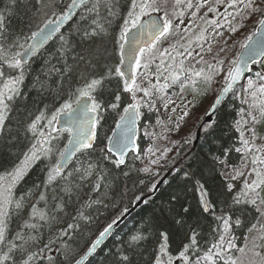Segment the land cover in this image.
Wrapping results in <instances>:
<instances>
[{
	"label": "trees",
	"instance_id": "trees-1",
	"mask_svg": "<svg viewBox=\"0 0 264 264\" xmlns=\"http://www.w3.org/2000/svg\"><path fill=\"white\" fill-rule=\"evenodd\" d=\"M93 2L87 4L24 66L19 95L9 102L8 118L4 131L0 133V176L11 173L38 138L28 128L36 116L44 114L39 130L47 132V120L52 115L65 103H71L73 107L80 98L79 90L92 79H101V85L91 92L94 102L100 105L96 146L90 152L78 154L63 171L62 177L49 183L48 172L59 161V154L69 140L67 132H53L57 137L51 142L53 151L48 157L41 156L35 161L13 188V198L22 206L19 209L13 206L6 218V239L0 245V256L6 253L10 256L5 264H24L30 255L33 256L30 264H73L101 232L130 209L139 196L150 193L154 183L192 148L195 131L192 139L180 147L178 153H172L170 164L158 174L146 173L139 162L144 149L142 139L139 141V154L131 156L124 167H118L114 157L106 151L114 127L127 106L134 102L116 72L121 64L123 41L120 35L131 0H111L115 15L109 16L106 8L101 6L98 17L89 11ZM71 3L72 0H16L13 4L11 0H0V14L7 16L6 37L0 42L5 48L15 44L10 49L12 53L22 51L18 44L27 46L29 37L39 29L42 19H58ZM223 4L218 11L228 5V0ZM231 12L232 8L223 9L221 15ZM211 13L215 14V11L204 14L206 18L199 25L208 28L207 15ZM259 15V19L262 18L261 13ZM249 17H239L240 21L244 19L241 27H247ZM93 18L103 26V30L91 23ZM256 26H252L251 35ZM85 30L89 34H85ZM93 32L96 34L92 35ZM181 43L185 44V41ZM242 46L235 47L234 54ZM0 69L4 71L5 79L19 76V70L10 69L7 65L0 64ZM257 70L258 66L254 67L252 74ZM157 72L153 65L151 85L157 82ZM147 85L151 91L154 90L149 80ZM243 90L246 91L244 85L222 105L215 122L203 129L196 150L157 196L116 231L87 264H168L169 257L171 264L180 260L192 264L211 249L213 243L219 242L223 231V222L218 219L221 215L232 218L231 229L239 248L245 243L252 233L249 229L260 215L251 205L234 203L244 182L229 191L223 171L228 166H238L243 160L250 163L251 155L246 157L236 151L243 148L242 140L246 139L247 133L252 135L254 129L256 137L264 136V117L252 122L249 113L256 115L258 108L249 106L253 102H243L240 96ZM163 94L171 96L166 91ZM136 101L140 102L139 99ZM140 104L141 133L145 121L154 124L158 113H152ZM203 193L207 194L205 197L210 203L209 212H205L202 206ZM33 206L46 214L45 221L32 218ZM236 219L241 221L239 226L234 223ZM29 224L37 227H28ZM17 233L23 239H17ZM193 234L196 236L194 245L191 243ZM11 244L16 247L9 252ZM186 246L187 260L180 256Z\"/></svg>",
	"mask_w": 264,
	"mask_h": 264
},
{
	"label": "snow or ice",
	"instance_id": "snow-or-ice-1",
	"mask_svg": "<svg viewBox=\"0 0 264 264\" xmlns=\"http://www.w3.org/2000/svg\"><path fill=\"white\" fill-rule=\"evenodd\" d=\"M11 2L14 4L16 0H11ZM88 0H72L71 6L68 8V13L70 14L72 12V9L78 6L79 4H86ZM169 3H171V12L169 11ZM216 4H222L224 3V0H215ZM181 5H186L188 9L195 8V12L192 14V21H196V13L199 12L200 8L205 6L204 0H201L200 3L193 4L192 0H131L130 5V11L128 12L127 19L124 22V28L120 35L121 41L127 40V34L131 30V28H138L142 29L145 28V25L141 23V19L144 16L151 17L153 13H161L163 12V16L155 19H150V22L146 25L147 34L151 37V44L148 48L145 47H138L137 49L133 50V59L132 64L135 66V68L138 70L139 68L143 67L146 70L149 68V65L154 62L155 59H160V64L157 66L158 70L163 69L166 72H169V75L164 77L165 83L163 85H160L157 89L158 91L163 92L165 88L168 87V80H171L173 83L180 80L181 74L186 71H191L192 76L195 77H203L205 80H211L212 76L205 75L203 70L200 71H193L191 69H185L184 68V60L181 59L179 61V65L177 67H173V65L176 64V57L170 56L171 63L165 67V61L163 60V56L169 55L168 51L166 49L164 50H157L156 44L159 43L162 39H166L169 36H176L179 37L177 39L176 44H179L180 47H184V44L181 43V41L186 40L189 45L193 42V29L192 27L185 26L184 28H180V25L184 23L183 17L184 12L179 11L177 12L176 9H178ZM103 6L106 8L107 13L109 16L115 15L113 8L114 5H112L111 0H94L92 7L89 9L90 12L94 13L96 17L100 16V8ZM229 8H234L236 11L234 13H230L235 19L236 17H242L247 16L249 13L255 14L257 12L261 13V17L258 20V23L261 27V29H264V0H228ZM210 11H216L214 7L210 8ZM171 17V18H170ZM68 18L67 14H61L58 19L56 20H47L43 27L39 28L37 31L33 32L29 39L33 41V43L28 44L27 47H25L24 44H18V47L20 49H23L22 51H17L15 53H12L10 49L14 46L9 45L8 48H5L4 43L0 42V64L7 65L8 68L19 70V76L16 77H9L5 79V73L2 69H0V133L4 131L5 127V121L8 118V114L10 111L9 102L14 99L15 96L19 95L20 91V85L23 82L24 79V64H25V56L26 54H31V52L35 51L37 47H39L42 43H44L46 40H48L53 33L57 32L60 25L63 23V21ZM6 19L7 16L4 14H0V41H2L6 37L7 28H6ZM87 19L86 17L84 18ZM174 20H178L179 24H174ZM110 22V21H109ZM225 22L229 25L232 23L231 20H228V16H225ZM92 24L96 25L98 28L103 30V26L99 25L97 20L93 18L91 21ZM212 25H215L219 27L220 25L217 24L216 21L211 22ZM131 26V28L129 27ZM197 28H199V32L194 34V39L196 42L199 43L200 47L203 48L205 43H208L210 37L207 35L208 28L202 27L201 25L197 24ZM181 33H188L189 35L184 36L181 35ZM85 34H89L87 30H85ZM92 35H95L96 33H91ZM211 39H215L214 36L211 37ZM244 47H247V45H244ZM172 51L176 52V56H179L180 53L176 51V45H171ZM212 48L211 45H209L207 51L211 52ZM121 51H123V45H121ZM159 51V57H157L156 52ZM187 52V55L189 57L192 56V51L189 49H185ZM148 52L150 55L147 57L143 65L141 64V59L137 57H144L145 53ZM220 63H223L222 61ZM211 67V65H209ZM178 68V70H177ZM116 72L121 77L124 75L123 72H121L120 68L116 69ZM242 74V69L239 66V63L237 61H233V67L227 72V76L224 82V87L222 89L221 95L223 93H227L229 90L232 89L233 85L236 83V81L240 78ZM259 75V74H258ZM264 79V77H262ZM102 80L101 79H92L89 83H87V86L79 90V99H77L76 103L79 105L80 100L84 97H88L89 99H93V103L91 104V111L96 112L99 110L100 105L98 103L94 102V98L91 97V92L94 91L99 85H101ZM183 83V82H182ZM149 84L151 85V81L149 80ZM152 88L156 89V85H151ZM253 82L249 81V88H253ZM256 91L251 92L253 104L251 107L256 108L257 102H258V111L261 117H264V84H260L259 86H255ZM142 91L146 97H151L152 92L149 91L148 88H140L136 84V77L133 75L130 81L126 80L124 82V90L130 93H133L132 99L136 100L135 91ZM259 93V96L257 95ZM117 100H119V96L116 97ZM219 99L215 103H219ZM138 106L139 101H137L136 104H132L129 107L132 109L130 112L129 109H125V114L123 117H121L122 120L127 118L129 121L134 122L136 116L138 115ZM112 107H116V105H112ZM81 109L87 114L89 107L85 103L84 105H81ZM212 111H215V106H213ZM61 113H66L69 116H72V104L71 103H65L63 107L60 109V111L56 112L54 115H52L51 119L47 120V132L40 131L39 128L41 126L42 121L45 119L44 114L41 113L40 115L36 116V118L29 124L28 128L29 131L33 134L34 137H38L35 142L31 145V148L27 153L24 155V159L21 161L19 165L15 167V169L9 173L7 176H0V245H3L5 243L6 239V218L9 216L10 209L14 206L16 209L21 208V203L17 202L13 198V188L16 186V184L23 179L24 175L27 173L28 169L32 166V164L39 160L41 156L48 157L50 153L53 151L52 146V140L56 139V136H53V132H61V131H68L72 132V127L69 126L68 128L64 129H58L54 126V121H57L58 117L61 115ZM209 115L211 113H208ZM187 115V113H185ZM251 120L253 123L257 122V116L252 115ZM89 123L94 122L89 120L87 121ZM69 125L72 124V121H68ZM239 124V122H237ZM245 123H247L245 121ZM243 136V132L241 133ZM252 139H243V148H237V152H242L246 155L251 154L250 164L252 165L251 173L254 174V179L251 180H245L243 183V188L240 191V193L234 198L235 204H244V205H251L255 211L260 215V217L264 218V168H260V165H264V155H260L261 153H264V146L262 147H256L254 140L258 137H256L254 129L252 130ZM89 136L91 139H89ZM95 139V133H88L85 130V122H81L79 125V128L77 130L75 143L73 144L72 141H69L70 144H73L72 151L70 152L67 148L64 149L63 152L59 154L60 159L57 163H55L50 171L48 172V182L51 183L55 181L58 177H62L63 175V164L69 159V157L80 148L84 149H90L92 148V140ZM255 149V151H253ZM111 151V150H110ZM117 165L123 164L124 159L123 155L119 158L118 161H116ZM248 168V164L242 162L241 167L238 169H234L233 173L229 174L231 176V179L235 180L238 177H242L246 175V169ZM146 170V169H145ZM201 188L203 186L201 185ZM227 188L229 191L232 190L233 185L228 184ZM207 194H202V203L204 207V211L210 210V203L207 199H205V196ZM41 199H43V196H41ZM39 218L41 221H45L47 219V216L44 212L39 211L38 209L33 206L32 209V218L36 219ZM223 222V231L221 235L219 236V242L213 243L211 246V249H209L202 257L203 261L206 262V264H218V258L223 260V264H238V260L233 258L232 256H228L225 254V250L228 252H231L233 249L240 252L243 256H247V253L245 252V249H248L249 245L245 244L244 248H237L236 245L233 243L234 236L231 235V228H232V218L230 216H224L221 215L218 217ZM236 226H239L241 224V221L239 219H236L234 221ZM31 228H36V224H29L27 225ZM69 227H72L71 225ZM256 226L254 225L252 228L249 229V232L251 233L253 229ZM111 228V225H109V228L105 229L104 233H101V237H103ZM259 233V235L254 236L251 238V249L252 255L255 257H259V261L255 260H248L247 264H264V255L261 254V252H256L254 249L261 248L264 249V224H261L258 229H256ZM64 235H67L65 232ZM17 239H23L22 235L20 233H17ZM133 239H136L134 237ZM257 241H260V243H257ZM100 243V240L98 239L93 245L90 251H94L96 248V245ZM191 243L194 245L196 243V236L195 234L191 237ZM16 247L15 244H11L8 251L11 252L12 249ZM187 246L185 247V251L181 252L180 256L181 258L187 260V256H185V252H187ZM161 251H164V248L161 247ZM10 259V256L6 253L2 256H0V264H5L6 261ZM33 259V256H28L27 260L24 261V264H30V261ZM127 259V257H125ZM77 264H80L78 261ZM159 264V262H158ZM168 264H171V257H169ZM195 264H200V260H196ZM239 264H243V262H239Z\"/></svg>",
	"mask_w": 264,
	"mask_h": 264
},
{
	"label": "rangeland",
	"instance_id": "rangeland-1",
	"mask_svg": "<svg viewBox=\"0 0 264 264\" xmlns=\"http://www.w3.org/2000/svg\"><path fill=\"white\" fill-rule=\"evenodd\" d=\"M200 2L201 0H192L194 5ZM204 3L205 6L200 8L199 12L196 13L195 22H193L191 19L193 12H195V8L188 9L186 5H181L178 9H176L177 12H184V23L180 25V28L182 29L185 26L190 25L193 29V38L196 31L200 30H197L196 25L201 23V21L206 18V13L211 12V7L216 9L215 14L211 13L207 15L209 21V24H207L209 26L207 35L210 37V39L208 43L204 44L203 48H201L199 43L194 40L191 45H189L187 41L184 40V47L180 48V45L176 44V41L179 39V37L169 36L168 38L162 39L159 43H157L156 49H166L168 51L169 55L163 56L165 64L168 65L171 63L169 59L170 56H175L176 64L173 65V67H177L179 65V61L183 59L185 69H191L193 71L203 70L205 75L212 76L211 80H205L203 77L192 76L191 71H186L181 74L180 80L177 82L173 83L171 80H168V87L165 88L163 92H161L157 89L160 85H163L166 82L164 77L168 76L169 72H166L163 69L158 70L157 68V82L154 84L157 86V88L151 91L149 86H146V82L152 77V66L155 65L157 67L161 62L160 59H155L154 62L149 65L147 70L143 67L139 68L138 70L135 68L136 84L140 88H148L149 91L153 93L151 97H146L142 91H136L134 89L136 99L140 100L145 109H148L152 113H158V119H156V122L151 124L148 123V120H146L143 124L144 126L141 132L140 139H142L144 149L141 158H139V162H141V165L144 167V169H146V173L150 172L152 174H158L161 169H164L170 164L169 161L171 156H173L172 153H178L180 147L185 145L189 139H192L194 131L196 132V127L199 126L202 118L205 117L206 113L210 109V106L217 98L220 89L223 87L227 72L233 67V61H236L238 53L234 54L233 49L235 47L238 48L239 46H242L251 37L252 26L259 24L257 22L260 17V12H257L255 13L256 15L251 13L249 14L250 17L248 18V25L246 28L244 26H240L244 19L241 21L239 17L233 19L229 13L227 15L228 20H234L229 25L225 22V16L227 13L221 15L223 14V9L229 8L228 6H225L218 11L219 7L224 5L223 3L216 4L215 0H204ZM171 7L172 5L169 3L170 12ZM235 11L236 9L232 8L231 13H234ZM153 14L163 16V12ZM202 16H204V18L201 20ZM144 17H142V19ZM212 21H216L220 26L217 27L212 25ZM173 22L174 24H179L178 20H174ZM181 35L187 36L189 34L181 33ZM212 36H214L215 39H211ZM171 45H176V51L180 53L179 56H176V52L172 51ZM209 45H211L212 48L211 52L207 51ZM232 46L233 48H231ZM186 48L192 51L191 57L187 55V52L185 51ZM149 55L150 53L146 52L144 57H140L142 65ZM156 55L159 57V51L156 52ZM221 61L223 63H220ZM209 65H211V67H209ZM262 77H264V61L258 66V70L254 72L244 84L246 91L243 90V92L240 94L243 102L246 100L244 103L253 102L251 92L256 91L255 86H259L260 84L264 83V79H262ZM249 81H252L254 85V87L251 89L249 88ZM165 91L171 93V96L163 94ZM197 93L200 94L199 97L197 96ZM130 95L131 100L133 93H130ZM257 95L259 96V93H257ZM249 106L251 107V105ZM185 113H187V115H185ZM256 116L257 121L261 120L260 118L262 117L260 116L258 109ZM252 138L253 136L247 133L246 139ZM254 143L256 147L264 146V136L256 138ZM253 151H255V149H253ZM260 155H264V153H261ZM242 162L248 164V168L245 170L246 175L238 177L235 180L231 179L229 174L233 173L234 169L240 168ZM242 162L238 166H228L223 170L224 177L228 180L229 184L233 185L232 189L237 187L238 184L244 182L245 180L254 179V174L251 173L252 165L245 160ZM259 167L264 168V165H260ZM261 224H264V218L259 216L258 221L255 224L256 227L248 236L245 243L243 242L240 246V248H244L245 244L249 245L248 249H245L247 256H243L235 249H233L231 252L225 250V254L237 259L238 264L239 262L247 264L248 260L259 261L260 258L253 256L252 251L249 249H251L250 240L252 237L259 235L256 229H258ZM231 235L234 236L232 229ZM234 238L235 239L233 243L237 248H239L236 241L237 238L235 236ZM257 243H260V241H257ZM254 251L261 252V254L264 255V249L258 247L254 249ZM205 253L206 252H204L203 255ZM203 255L196 259L200 260V264H206V262L202 259ZM196 260H194L192 264H195ZM218 264H223V260L218 258Z\"/></svg>",
	"mask_w": 264,
	"mask_h": 264
},
{
	"label": "water",
	"instance_id": "water-1",
	"mask_svg": "<svg viewBox=\"0 0 264 264\" xmlns=\"http://www.w3.org/2000/svg\"><path fill=\"white\" fill-rule=\"evenodd\" d=\"M90 1L91 0H88L86 4H88ZM86 4L78 3V6L73 8L70 14L68 13V9H67V11L64 14H67L68 18H66L63 21L58 31L53 33L52 36L48 40H46L39 47H37L35 51L31 52L30 55L26 54L24 66H26L35 55L39 54L40 51L44 48V46L47 45L53 38H55L58 32L66 24H68L76 16V14L80 11V9L83 8ZM159 17L160 16L158 15H152L151 17H147L145 20H143L141 23L145 25V28L138 29V28L130 27L131 30L127 34V40L123 41V44H122L123 51L120 52V57H121L120 70L121 72L124 73V75L121 78L123 79L124 82L126 80L130 81L133 75H135V66L132 64L133 50L137 49L138 47L148 48L152 42L151 37L147 34L146 25L150 22V19H155ZM31 43H33L32 40H30L28 44H31ZM245 45H247V47L243 46L241 48L240 52L238 53L237 59H236V61L239 63V66L242 69V74L240 78L233 85L232 89L229 90L227 93H223V95H221L222 90L220 91L218 97L215 100L216 102L217 99H219L220 102L218 104L214 102L213 105L211 106L208 112L211 114L209 115L207 113L204 121L199 126L196 132L195 140L193 142L191 150L187 153L185 157H183L180 161H178L177 164L173 168L168 170L163 175V177L159 179L153 185L152 191L150 193L139 196L137 200L132 204L131 208L128 210H125L122 213V215L111 224V228L103 237H101V233H104L105 230L101 232L98 235V237L92 242V244L89 246L86 252L73 264H77L78 261L80 262V264H87L98 253V251L111 239V237L116 231H118L133 215H135L139 209L144 207L147 201L152 200L157 196V194L164 187V185L176 174L179 166L183 162H185L192 155V153L196 150L197 146L199 145L201 141L202 130L204 126L212 125L215 122L221 106L225 103V101L229 98V96L246 81V79L248 78V76L250 75L252 71V68L260 64L263 61L264 59V29H261L260 25L257 26L253 36L246 42ZM85 103L89 107V110L86 115L81 109V105H84ZM92 103H93L92 99H89L88 97H84L83 99L80 100L79 105L76 104L72 108V113H73L72 116H69L66 113H63L58 117L56 121V125L58 129L68 128L69 126L72 127L73 129L72 132H68V131L66 132L69 133V141H72L73 144L75 143L77 130L81 122H85V130L88 133H95V139L92 140V145H93L92 148L90 149L80 148L79 150L75 151L69 157V159L63 164L62 171L66 169L69 163L72 162L80 152H90L96 146L98 113L92 112L90 110ZM136 103L137 102H134L132 104H136ZM129 106L127 107V109H129V111L131 112L132 109ZM213 106H215L214 112L212 111ZM137 111H138V115L136 116L134 122L129 121L127 118H125L124 120L120 119L118 121L107 143L106 150L111 156H113L116 159V161H118L121 155H123L124 163L118 165L119 167L125 166L130 155L132 154L137 155L139 152L138 139H139V122H140V117H139L140 103H139ZM89 120L94 122V126H93V123L87 122ZM68 121H72V124L69 125ZM89 139H91L90 136H89ZM69 141L65 149L67 148L71 152L73 148V144H70ZM107 228H109V226ZM98 239L100 240V243L96 245V248L94 251H90V249L92 248V245ZM177 264H185V263L178 262Z\"/></svg>",
	"mask_w": 264,
	"mask_h": 264
},
{
	"label": "bare ground",
	"instance_id": "bare-ground-1",
	"mask_svg": "<svg viewBox=\"0 0 264 264\" xmlns=\"http://www.w3.org/2000/svg\"><path fill=\"white\" fill-rule=\"evenodd\" d=\"M46 22V18L42 19L41 22L39 23L38 28L43 27L44 23Z\"/></svg>",
	"mask_w": 264,
	"mask_h": 264
}]
</instances>
